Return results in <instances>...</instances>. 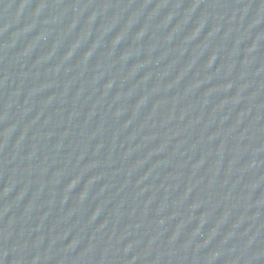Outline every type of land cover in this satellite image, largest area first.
Here are the masks:
<instances>
[{"label": "water", "instance_id": "95a60500", "mask_svg": "<svg viewBox=\"0 0 264 264\" xmlns=\"http://www.w3.org/2000/svg\"><path fill=\"white\" fill-rule=\"evenodd\" d=\"M0 264H264V0H0Z\"/></svg>", "mask_w": 264, "mask_h": 264}]
</instances>
